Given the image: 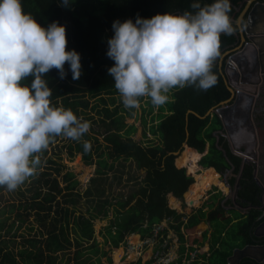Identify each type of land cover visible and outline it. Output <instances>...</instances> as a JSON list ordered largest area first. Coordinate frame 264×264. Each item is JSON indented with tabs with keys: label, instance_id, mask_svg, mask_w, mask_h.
<instances>
[{
	"label": "trees",
	"instance_id": "obj_1",
	"mask_svg": "<svg viewBox=\"0 0 264 264\" xmlns=\"http://www.w3.org/2000/svg\"><path fill=\"white\" fill-rule=\"evenodd\" d=\"M247 1L230 0L229 15L234 31L220 37V55L212 69L216 83L207 90L193 86L173 88L168 93L169 101L160 106L153 105L151 98L147 99V105L142 97L139 115L131 123L135 109L124 106L114 78L108 72L114 65L107 56L108 40L114 35L113 22L127 19L135 22L137 17L148 19L156 14L195 11L191 8L194 0H74L70 7L62 6V0H22L24 11L42 26L47 27L53 21L66 25L67 50L75 49L81 54L79 80H73L67 64L66 78L61 79L56 69L43 78L52 90V106L70 108L78 118L90 122L92 129L88 133L64 147L72 157L82 152L86 164L96 165L98 176L91 178L94 182L85 191L91 204L77 214L81 210L77 204L83 196L78 189L80 179L68 169L60 155L54 157L48 155V148L44 150L37 173L30 177V185L20 192L23 200L18 208L22 212L17 213L20 218L34 213L39 227L31 223L29 231L38 230L42 238H25L26 246L18 253L20 258L3 240L0 264H59V252L74 245L80 247L91 239L94 242L89 248L97 253L101 251L102 255L90 264H106L104 258L107 264H115L111 257L115 250L116 264H151L164 246L158 247L150 258L146 245L145 263L136 255L139 249L130 253L127 246L153 237L161 244L167 243L171 229L179 236L182 255L188 253L189 257H197L192 264H228L227 259L238 244L224 239V230L217 226L214 231L205 229L224 214L227 206L234 211L240 209L239 214L245 216L236 221L238 234L242 236L241 245L252 242V227L264 220V187L256 179V164L234 150L215 109L202 117L231 95L219 63L227 51H234L240 43L235 21ZM199 2L204 6L213 0ZM32 80L33 77H29L23 83L30 85ZM139 123L144 128L141 140L133 136ZM86 142L91 145L88 150ZM177 150L180 152L174 153ZM194 152H197L196 157ZM121 158L133 159L144 176L137 189L125 199L114 201L101 181H106L107 173ZM204 190L210 196L202 201L200 196ZM185 193L188 203L194 206L190 207L183 200ZM182 209L190 214L187 220ZM111 211L114 215L110 219ZM106 218L110 222L103 228L105 245L100 249L95 224L98 219ZM165 219L169 220L168 226L162 225ZM89 248L75 250L78 264H88L87 259L81 260L80 254H88ZM201 259H204L202 263ZM70 262L71 257H68L64 264ZM242 264L257 263L245 258Z\"/></svg>",
	"mask_w": 264,
	"mask_h": 264
},
{
	"label": "clouds",
	"instance_id": "obj_2",
	"mask_svg": "<svg viewBox=\"0 0 264 264\" xmlns=\"http://www.w3.org/2000/svg\"><path fill=\"white\" fill-rule=\"evenodd\" d=\"M73 2L62 0L61 5ZM230 7V0L204 6L194 0L195 11L115 20L107 51L114 65L108 72L124 106L137 109L142 97L160 106L173 88L212 87L220 37L234 31ZM66 27L59 21L42 26L24 11L22 0H0V186L9 191L37 173L38 154L55 137L79 140L90 131V122L70 108L52 106V90L43 78L53 69L66 78V64L73 80L82 75L81 54L67 50ZM29 77L31 84H24ZM90 147L86 142L85 149Z\"/></svg>",
	"mask_w": 264,
	"mask_h": 264
},
{
	"label": "rangeland",
	"instance_id": "obj_3",
	"mask_svg": "<svg viewBox=\"0 0 264 264\" xmlns=\"http://www.w3.org/2000/svg\"><path fill=\"white\" fill-rule=\"evenodd\" d=\"M90 97V95H88ZM147 99L149 97H145V100L143 103L147 104ZM93 101V99L91 100ZM148 105V104H147ZM157 108V107H156ZM157 110V109H156ZM89 111V110H88ZM138 108L134 110V116L130 117V122L133 123L137 119L138 114ZM126 118L129 119V116L126 115ZM95 128H98L99 126L94 125ZM229 128V127H228ZM92 127L90 128V130ZM238 129L236 130V127H231V130H233L231 140L232 143L240 150L242 148L246 153H250L253 150V147L255 146L254 140L251 141V138L253 139V136L251 134H248L244 128L240 127L238 125ZM143 132L144 128L142 124H138L136 132L133 134L134 138L137 140L143 139ZM248 135L249 137L242 135ZM253 134V133H252ZM260 135L264 137V129H260ZM251 137V138H250ZM99 138L101 141H103V136L100 135ZM230 138V137H229ZM250 139V141H247L246 139ZM73 139L67 138L65 136H59V138L53 143L49 144L48 155H54V157L58 154L62 157L63 162L68 166V169L75 172L77 178L80 179L79 183V190L82 191L83 196L79 199L78 206L81 208L80 211L77 212L80 213L82 210H86L87 207L91 204V201L88 200V198L85 196L86 189L93 184L94 181H91L92 177H97L96 174V165H89L86 164V162L83 159L82 152L77 153L74 157L70 156L68 148L64 147L65 144H68L70 142H73ZM56 145V146H55ZM60 147V148H59ZM252 149V150H251ZM241 151V150H240ZM243 152V151H242ZM39 156H42V153L38 154ZM193 156H197V152H194ZM116 166L114 169L110 170L107 173V179L106 181H101L102 184L107 189V194L112 198V200H120L125 199L131 192H133L137 187L139 186L144 172L142 170H139L136 162L133 159L126 160L124 158H121L116 161ZM191 169L194 170V166H191ZM30 178H28L21 186H19L14 191H9L6 186H0V246L4 245L2 243L3 240H6L7 245L9 248L15 251L18 258L19 251L21 248H23L25 245V238H42L38 234V230L29 231V225L31 223H35V227H39L36 225L35 222V214L32 213L30 216L26 215L20 218L18 216V212H22L18 208V204L23 200L21 191L25 190L26 187L30 185ZM104 182V183H103ZM204 193V192H203ZM183 200L188 202L186 198ZM197 203V202H196ZM197 205V204H196ZM231 212L230 216H226V214L219 215L218 219L213 222V227H218L221 230L225 231V236L223 237L226 240H231V242H236V244L242 240V236L238 234L239 227L236 224V221L230 222L233 220V217L239 216L238 211ZM26 213V212H25ZM113 211L110 212V219L113 217ZM109 218L106 219H98L95 224V231H96V237L99 240L98 248L102 249L104 247V236L103 232L105 230L103 229L104 226L108 225L110 222ZM168 221H163L162 225H168ZM72 237H74L72 235ZM211 238L210 236H208ZM170 239V240H169ZM94 240L91 239L90 241H85L82 246L74 245L69 250H66L64 252L58 253V261L59 264H64L65 260L69 257H71V262L69 264H78L77 259L74 258L75 250L76 249H87L90 247L91 244H93ZM168 244V247L166 248ZM179 240L176 236V233L174 230L170 231L169 237L167 239V243L163 242L162 244L158 239L153 238H147L144 241H141L139 244H135L134 246H137V249H145L147 246L149 250H147L148 257H151L153 254L156 253L158 250V247L164 246L165 249L162 251V255L165 257V260L167 261V264L172 260H179V255L177 257V253L179 252ZM29 245V244H28ZM126 245V244H125ZM124 245V246H125ZM132 245V244H131ZM147 245V246H146ZM127 246V245H126ZM133 246V245H132ZM131 246H127V251L129 252V249ZM137 252V257L140 256L141 252ZM132 250V248H131ZM177 252V253H176ZM82 255V256H81ZM101 251L98 253L95 252L93 249L89 248V253L84 255L80 254L81 260L87 259V263L90 264L91 261L98 259L100 257ZM117 251L111 252V257L113 258L114 263L116 264V258ZM196 256L187 257L185 255L184 257V263L191 264L196 260ZM104 262L107 264V260L104 258Z\"/></svg>",
	"mask_w": 264,
	"mask_h": 264
},
{
	"label": "flooded vegetation",
	"instance_id": "obj_4",
	"mask_svg": "<svg viewBox=\"0 0 264 264\" xmlns=\"http://www.w3.org/2000/svg\"><path fill=\"white\" fill-rule=\"evenodd\" d=\"M256 3H258V1L254 2L252 7H254ZM257 12L252 26L253 31H255L256 33H260V31H264V9L262 10L260 8ZM239 34L241 43L242 41L240 29ZM245 43L246 42L243 43V47ZM233 50L234 51L228 53L226 55V58H224L225 61L223 67L226 71V77L229 84L228 86H231L234 89L235 93L232 94V92L230 91V97L224 100L226 101V103L224 104V101H221L220 105L217 106L215 110L217 111V109L219 108L228 107L226 110L217 112L219 113L223 121L224 127L227 130L230 140L233 133L231 127H236V130H239L238 125L239 128H244L248 134H251L253 136V139L250 137L251 141L248 138L246 140L250 142L254 140L255 146L253 147V150L251 149V154L246 153L245 156L255 162L256 172L260 169V179L258 180L264 187V137L260 135V129H264V58L260 57L258 53L256 54L254 48L251 45H248L246 47L244 53H239L237 50H235V48ZM244 136L249 137L246 134L242 135L243 138ZM232 146L234 150L239 153L243 154L246 151L242 148H240V151L234 145V143H232ZM260 224L261 223H259L255 227H252L251 230L255 231V229ZM259 231L264 232V226L260 228ZM166 247H168V244ZM160 250L162 252L164 249ZM144 254L145 253L142 251L140 256V258L143 260V263L146 262ZM185 255L188 256V253H186ZM163 259H165V257L161 253L160 256H158V258L154 259L153 261H160L159 263H157L162 264L163 262H161V260ZM153 261L151 262V264L153 263ZM171 262L172 261H170L168 264H170ZM165 264H167V262Z\"/></svg>",
	"mask_w": 264,
	"mask_h": 264
},
{
	"label": "water",
	"instance_id": "obj_5",
	"mask_svg": "<svg viewBox=\"0 0 264 264\" xmlns=\"http://www.w3.org/2000/svg\"><path fill=\"white\" fill-rule=\"evenodd\" d=\"M258 1L252 7L253 3ZM259 6V7H258ZM252 7V8H251ZM264 9V0H248L245 7L239 14L238 18L235 21V24L239 27L240 33H241V43L239 46L235 48L239 53H244L246 50V47L248 45H251L255 53L259 54L260 57L264 58V31H260V33H256L253 31V20L255 18L256 12L258 9ZM259 13V12H257ZM248 16V17H247ZM247 18V19H246ZM245 43L243 47V43ZM231 51H227L224 56H226ZM224 56L220 59V70L225 76V81L228 84V80L226 77V71L223 67L224 65ZM229 85V84H228ZM229 90L232 92V94L235 93L234 89L231 86H228ZM224 104L226 101L223 102ZM228 107H222L217 109V111L226 110ZM215 109V107L210 108L204 116L198 114L199 116L205 117ZM192 111V110H190ZM185 143V142H184ZM180 150L175 151L174 153L178 154ZM246 155L245 153H243ZM260 169L255 173L256 179H260L259 175ZM192 202V201H191ZM194 204V203H193ZM264 216V212L262 214ZM261 216V217H262ZM264 226V220L261 222V224L255 229V231L251 232V236L253 237L252 242L245 244L243 247H235L233 250V253L228 257L227 263L228 264H242L243 259L250 258L251 260L255 261L257 264L264 263V232H260L259 229Z\"/></svg>",
	"mask_w": 264,
	"mask_h": 264
},
{
	"label": "crops",
	"instance_id": "obj_6",
	"mask_svg": "<svg viewBox=\"0 0 264 264\" xmlns=\"http://www.w3.org/2000/svg\"><path fill=\"white\" fill-rule=\"evenodd\" d=\"M210 195L208 194V192H207V190H204V193H202V195L200 196V200H202V201H204V200H206V199H208V197H209ZM186 203L191 207V206H194V205H191L190 203H188L187 201H186ZM202 205V203L201 204H199L198 206H201ZM240 210V209H239ZM239 210H236V211H239ZM241 211V210H240ZM182 212L184 213V220H187L188 219V217H189V212H186V209H182ZM231 212L233 213V211H231L230 209H229V206H227V210L224 212V214H226V216H230V214H231ZM238 213H240V212H238ZM245 216H242L241 214H239V216H235V217H233V220L230 222V224L232 223V222H234V221H237V220H239V219H242V218H244ZM166 221H168L169 222V220L168 219H165ZM164 220V221H165ZM171 221V220H170ZM261 223V222H260ZM170 223H168V225H169ZM167 225V226H168ZM164 226H166V225H164ZM205 229H210V231H214V227H213V222L211 223V224H208V226H206L205 227ZM170 231H172V229L170 230ZM175 233H176V236H177V238H178V240H180L179 239V236H178V234H177V232L175 231ZM223 233H225V231L223 232ZM211 235V234H210ZM211 240V239H210ZM144 241V240H143ZM242 241V240H241ZM239 242V244L236 246V247H243L241 244H242V242ZM180 242V241H179ZM207 242V241H206ZM210 241H208L207 243H209ZM139 244V243H138ZM202 246H203V244H202ZM179 248H180V244H179ZM147 250H149V248H147L146 249V253H147ZM142 251H144L143 249H142ZM177 253V252H176ZM178 255L180 256V258L181 257H184V255H182V253H181V251L179 250V252L177 253V257H178ZM187 256V255H186ZM146 257V256H145ZM188 257V256H187ZM150 258H152V256L150 257ZM180 258H179V260H180ZM183 260H184V258H183ZM197 260V259H196ZM204 261V259H201L199 262L200 263H202ZM172 262H175V264H184V261L183 262H181V261H178V260H172ZM153 263H155V261H153ZM157 263V262H156Z\"/></svg>",
	"mask_w": 264,
	"mask_h": 264
},
{
	"label": "built area",
	"instance_id": "obj_7",
	"mask_svg": "<svg viewBox=\"0 0 264 264\" xmlns=\"http://www.w3.org/2000/svg\"><path fill=\"white\" fill-rule=\"evenodd\" d=\"M130 246H131L132 250H134V249L137 247V246H134V245H133V246L130 245ZM131 248H130V251H132ZM139 249H140V248H139ZM138 252H139V251H138ZM140 252H142V249H140ZM157 262L159 263L160 261H157ZM161 262H163V264H164V263H166L167 261H166L165 259H163V260H161ZM158 263L155 262V263H153V264H158Z\"/></svg>",
	"mask_w": 264,
	"mask_h": 264
}]
</instances>
